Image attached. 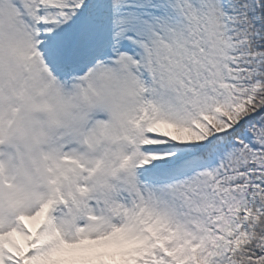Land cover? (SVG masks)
<instances>
[{
    "label": "snow or ice",
    "instance_id": "6c2138e0",
    "mask_svg": "<svg viewBox=\"0 0 264 264\" xmlns=\"http://www.w3.org/2000/svg\"><path fill=\"white\" fill-rule=\"evenodd\" d=\"M0 264H264V0H0Z\"/></svg>",
    "mask_w": 264,
    "mask_h": 264
}]
</instances>
